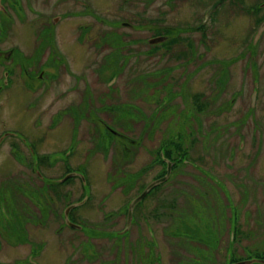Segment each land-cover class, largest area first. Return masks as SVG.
<instances>
[{
  "label": "flooded vegetation",
  "instance_id": "flooded-vegetation-1",
  "mask_svg": "<svg viewBox=\"0 0 264 264\" xmlns=\"http://www.w3.org/2000/svg\"><path fill=\"white\" fill-rule=\"evenodd\" d=\"M36 1L49 4L47 6L51 7L52 13H58L57 8H62L63 11L65 10L66 16L58 13L56 16L54 15L52 18H49L42 11L38 12L30 24L36 26L37 23L41 22L44 25V27L41 26L40 33H37L41 39L36 38V41L29 39L25 44L14 47L13 42L16 41L17 33L21 32L17 30L19 26L17 23L27 25L26 21L21 22L24 17L21 11H25L24 4L29 5L28 10L31 8V0H0V95L5 92L7 94L17 92V88H15L17 84L21 89L29 92L35 90L34 84L40 82H46V86L50 88L51 83H54V81L55 83L58 82L63 76L70 79L68 92H73L78 89L76 81L81 82L83 80L87 85L85 87L86 92L83 94V102L80 106L74 104L76 107L72 108V112L77 113V115H74L77 117L81 114L78 115V109L81 108L83 120L85 121L86 119L85 122L96 133V136L92 139L94 149H90L87 152L85 159L83 157L79 158V151H81L83 146L80 147L81 144L78 141L75 142V146L71 150L65 149L64 173L61 175V178L52 182L46 176V173H42V170L45 171L48 167L49 170L51 169V156H41L35 144L29 143L26 138L22 137L15 130H3L1 132L0 149L6 140L9 139L18 142V144L13 143L10 146L12 155H15L19 159L24 158L27 153L24 149L26 147L28 155H35L36 157L33 161L28 159L27 163H25L29 169L27 176H22L18 172H10L7 176L0 178V182L1 180L3 181L0 183V194L5 185H8V188H12V190H16V197L9 198L6 205L0 199V209L2 208L4 212L5 206L9 208V214L4 215L6 224H1L0 220V251L3 248H7L5 247V243L8 244L9 242L11 245H8L9 248L14 250L20 246H29L33 249L34 254L35 251H38L37 253L40 254L46 242L42 240L38 243L36 238H46V234H48L46 230L54 231L53 233L58 236L57 240L60 245L66 242V235L68 234L69 236L72 235V238L75 237L76 241H78L76 234H104V238L98 237V235L94 236L95 247L93 249L89 248L88 252L86 251L92 258L91 260L94 261L93 264H162L163 257L156 249L158 247L157 241L153 239L154 237L152 239L145 238V234H152L154 236L156 225L160 224L162 226L160 233L164 234L163 241L170 247L169 254L172 264H208L209 262L206 259L209 250L216 255L215 264H217L218 251L221 247L219 238L220 235L222 237V234L217 233L219 230L214 229L213 225L218 224V220L221 221V213L219 212L222 204L221 200H219V194H223L221 185L226 186L229 188V191L233 192V203L239 208L238 218L244 215L249 217L250 203L255 201V193L261 189L264 192V188L261 187L264 186V183L260 181H264V165L262 169L259 166L261 162L259 160L261 156L259 149L256 152L251 149L245 155L247 161L243 163V166H239V155L245 148V140H241L240 151L238 154L234 152V154H237L234 167H228L227 171L224 172L222 161L216 159V156L220 159L219 153L216 154V150L220 146L218 143H215L213 134H210L208 131L199 135V141L202 143L200 156L202 165L193 166L191 161L187 160L183 162V165L192 166V169L195 171L194 173L186 170L187 167H181L182 162L176 160L177 151L173 143L174 140L171 139V136H173L171 131L174 129L172 126H176V120L182 114V109L185 106L180 92L199 94L203 95L204 98L217 96L219 108L224 110H234L236 101H239V98H243L244 94H240V91L233 93V98L230 100L224 97L227 93V85L231 79L229 69L233 64L239 62L238 60L229 59V61L222 60L215 62L213 60L207 61L206 53L196 56L192 37L186 38V36H183L185 34L184 31H181L183 32L181 34H178V32L181 30L179 28H184L183 30L189 29L203 32V35L206 36V30L209 27H217V24L221 25L219 21L222 22V26L225 25L224 16L222 17V15H226L227 25L234 24L233 22L236 21V18L243 17L249 18L248 24H254V28L258 26V29H260L264 25V0H189L193 3V6L188 4L190 6L189 9H182L180 11L181 4H184L183 2L186 0H165L162 2V5H160L161 2L159 0H111V6L115 3V10H119L116 14L123 16L120 21H113L114 19H111V16L107 17L106 15L104 18L99 19L102 20L101 26L103 30L107 31V27H111L112 29L110 30H113V32H106L104 37H117L119 33L116 31L122 28L130 30V33L125 32L126 34H120L122 41H124L120 44V47H114L111 50L112 55L107 56V61L100 71V76H98L100 84L108 77L110 81L112 80L111 82L114 81L115 83L118 78L126 77L123 88L114 89L112 87L114 82L111 85L109 84L111 93H104L105 97L101 93L96 92L98 97L97 95L95 96V93H92L90 89L92 85L88 87L91 82H94L92 78L91 80L90 78H86V76L80 78L76 76L74 71L69 70L72 65L66 62L65 58L68 54H63L64 47L60 45L57 37L58 34L55 33L56 27L68 18L67 15L71 16V12L67 9H70L72 0H54V2L52 0ZM78 2L84 8L87 7L88 15L91 14V17L94 18L92 19L91 26H88V29H94L96 0ZM198 2L199 5L203 4L200 11L205 8L204 15L202 16L200 11L197 12V9L194 8V4L198 5ZM219 2L221 4L209 13ZM111 6H107V8ZM130 13L131 16L127 17ZM170 15L174 16L173 23L170 22ZM257 15H259L258 18H256ZM161 29L165 33L155 36L152 34L146 41L139 36L133 37L135 35L131 33L137 31L141 34L143 30L158 31ZM215 29L217 28L210 30ZM157 38H162V41L156 44L150 43L151 40ZM257 39L258 37H255L253 43H251L250 50L252 52L253 47L258 42ZM147 41L151 45V48L157 49V52L162 50L165 52V46H167L165 44H172V47H174L172 48L173 51L176 50L177 52L172 56V62L164 67L159 61H156V63L152 64L154 68L148 69V72L143 71L142 60L137 59L135 62H131L133 56H142L143 53L136 46L140 43L143 44V42L147 43ZM28 42H30L29 45H27ZM201 42L206 43L203 38ZM204 45L200 44V47ZM130 47L133 48L129 49ZM183 51L187 52L188 55L179 57V54ZM155 54L156 52L150 53L151 56ZM241 55L244 56L245 53ZM73 56L77 57L76 54ZM147 57L149 58L148 54ZM128 59L130 60L127 61ZM249 61V65H252L253 70L248 67L245 75L249 80H256L254 81V91L252 92L250 106L253 111L250 116H252L254 130L250 134L249 142L251 140L254 147L258 144L259 148L261 146L262 149L264 145L259 139L260 125L257 123L255 117V105L259 96L260 79L257 80V72L255 70V68H258L256 58L252 57ZM211 62H214L216 65V70L213 74L215 76L207 88L203 87L200 89L198 81L193 82V80L199 77L200 82L203 81L205 85L207 81L200 78V75L205 72L207 66H214ZM127 77L130 78L128 81ZM49 81L50 83H48ZM150 81L154 82L153 87H150L151 101L145 102L143 92L144 89L149 92L148 83ZM133 82L139 84L138 90H140L141 94L136 96L135 93L133 97L127 96V99H125L126 95L123 92L126 91L128 84H133ZM168 82L173 84L171 89L177 92V97L174 100H170L167 95L169 89L165 86H160V84L164 85ZM12 96L13 94L9 99ZM104 100L106 101L104 102ZM128 100L129 102H127ZM178 100L180 102H177ZM98 102L99 104L102 103L100 107L99 105L96 106ZM135 102L136 104L140 102L146 105L139 107ZM188 104H194L192 98H189ZM29 106L31 108L35 107L34 104H29ZM129 112L133 113L130 117H128ZM55 118L58 119L57 117H53V119ZM200 121L204 125L206 124L204 118H201ZM58 123L59 121H57ZM136 127H141L142 129L138 128L140 130L138 139H133L132 136L127 134L132 133L131 131H134ZM162 127L167 128L162 130ZM77 128L79 127L77 126ZM77 128L76 130L79 131ZM118 129L120 130L119 132ZM245 130L243 129V133ZM161 131L160 139L157 140L158 147L146 149L148 151L146 153L151 156L149 163L143 169L130 172L131 170L127 165L129 161L123 162L121 157L124 159L128 152L136 148V145L137 148L135 150L139 152V147L141 148L144 145L145 140L155 141ZM235 137L240 138L237 135V131H235ZM184 138H186L185 135ZM185 140V147L187 146L190 149L192 140L190 137ZM112 144L114 145L112 146ZM118 146H121L120 151L117 149ZM162 147L165 150H171L169 155L161 151ZM84 148L86 149L87 147L85 146ZM77 158L79 161H77ZM73 159H76L77 163L73 162ZM83 159L84 161L81 162ZM97 159H102L105 162L112 160L113 162V164H107L108 172L106 174L107 182L110 184V193H107V196L103 197H107L106 199L108 200L122 196L124 200H128L125 209L120 213L121 215L111 212V215L108 216L111 218H113L112 215L117 217L124 216V220L126 221L125 227L119 237L115 235V230H111V227L108 225H102L98 227L100 228L98 230L95 225L93 227L85 226L81 223L82 217L77 215V212L81 209L89 207L94 209L92 203L98 202L99 194L96 191L93 190L92 193L87 192V187L92 186L88 171ZM170 163H172V167L168 180L152 188L133 211V226H136V224L140 225L139 217H141V221L146 224L148 230L145 231L141 225L139 229L133 230L132 224V229L127 230L132 202L149 185L168 174V165ZM115 165L120 167L119 171L113 169ZM257 165L259 167H256ZM160 166L161 168H159ZM1 168L2 163H0ZM154 168H158L156 175L148 182L143 181L144 177L151 173ZM175 171V176H186L185 182L181 184L183 188H175L174 182L168 185L173 181V173ZM32 174H35V176ZM75 185L83 191L82 196L77 200L71 196L72 192L71 194L65 192L67 187L73 188ZM132 190H135L134 195H131ZM235 191L242 192L247 196L246 204L243 199L237 198ZM10 194L8 195L10 196ZM197 198H200V206L198 207L195 202L193 203ZM214 198L216 201H214ZM146 203L150 204V206L147 207ZM242 204L244 208L241 206ZM73 205L77 206L71 208ZM67 218L71 223L81 226V229L68 225ZM240 219H236L237 222ZM195 223L197 226H193ZM54 225L55 228L52 229ZM59 227L60 229H58ZM44 232L45 234H42ZM2 234H6L7 239ZM132 238L134 240L131 241ZM105 243L107 247L103 246ZM64 247L66 248V243ZM102 250H105L106 253ZM99 253L109 254L110 259L103 261L104 263L98 262ZM33 256L28 259L30 264H36L33 261ZM16 261L3 264H13ZM211 264L214 263L211 262Z\"/></svg>",
  "mask_w": 264,
  "mask_h": 264
},
{
  "label": "rangeland",
  "instance_id": "rangeland-1",
  "mask_svg": "<svg viewBox=\"0 0 264 264\" xmlns=\"http://www.w3.org/2000/svg\"><path fill=\"white\" fill-rule=\"evenodd\" d=\"M78 1H83V0H72L70 3V9H67L70 11L71 16L66 18L62 24L58 25L55 29V33L58 34V41H60V45L64 47V53L63 54H68L66 56V62L68 64L72 65L69 70H72L75 72L76 76L78 77H83L86 76V78H92L94 81L93 83L90 80H87L91 82V84L88 86L90 87L92 93H95V96L97 93H101L103 97H105L103 94H109L111 93L109 89V84L111 85L113 82L110 81V78H106L103 80V83H99L100 80H98V76H100V71L104 64L107 61V56L111 54V50L114 49V47H119V44H121L122 37L121 33H130V30H126L122 28L119 31H116L119 33L117 37H112V36H107L104 37L106 32H113L111 27H107L108 30H103V27L101 26L102 20H99L100 18H104L106 15L107 17L111 16V19H114L113 21L117 20L120 21L121 17L118 14H116L119 10H115L116 4L113 3L111 6V0H96V16L95 17V28L90 30L88 29V26H91L93 20L92 15H88V8H84L79 4ZM85 1V0H84ZM114 1V0H113ZM161 2L160 5H162V2L165 0H159ZM41 1L37 2L36 0H31V8L28 10V4H24L25 6V11H21L22 18L21 22L26 21L27 25H19L17 27V30L21 31L20 33H17L18 36L16 37V41H14V47L16 46H21L25 44L29 39H33L36 41L37 39H41L40 36L37 35V33L41 31V26L44 27V25L39 22L37 23L36 26L31 25L38 14V12H43L46 14L47 17L52 18L54 15L61 13L63 14L62 16H66V13L62 10V8H57L58 13H52L51 12V7L47 6L49 4H43ZM54 2V0H52ZM65 3V2H61ZM60 3V4H61ZM184 4H181L180 10L184 9H189V5L191 4L193 6V3L191 1H185L183 2ZM61 4V5H63ZM199 5V2H198ZM194 4V8L197 9V12L200 11V8L203 6V4H200L199 6ZM107 6H111L107 8ZM119 7V6H118ZM108 9V11H107ZM205 8L204 10L201 9L200 14L201 16L204 15ZM65 13V14H64ZM177 14V13H176ZM175 14V15H176ZM60 15V14H59ZM131 16V13L127 15V17ZM224 16V24L222 26H219L217 24L216 26H211L208 28L207 35L204 36L203 32L199 31H193L189 29L184 28H179L181 29L178 34H181L184 31V35L186 38L192 37L193 44H194V50L195 54L197 55H202L206 53L207 56V61H222V60H238L236 64H233L232 67L229 69L231 79L230 82L228 83V87L226 89V95L224 96L225 99H231L233 98V93H237L240 91V94H243V98H239V101H236V105L234 106V110L237 109H244L245 111L248 110L251 106V97H252V92L254 91V81L256 80H249L248 77L245 75V71L248 70V67L253 70L252 65H249V59L251 60L252 57L256 58V63L258 68H255L257 72V80L260 79V84H259V96H258V101L255 105L256 109V114L255 117L258 120H261L264 124V31L260 33V29H258V26L254 28V24H248L250 21L249 18H236V21L233 22L234 24H229L227 25L226 23V15ZM259 15L256 16L258 18ZM174 16L170 15V22L173 21ZM72 25V26H71ZM215 30H210L214 29ZM106 29V28H105ZM90 30V31H89ZM189 30V31H188ZM125 33V34H126ZM133 33V37H141L145 41L146 39H149L151 37V33L149 31L144 30L141 34H139L137 31L136 32H131ZM255 37H258V42L256 45L253 47V52L250 50L251 43H253V39ZM18 38V40H17ZM204 39V42H201V39ZM248 39V40H247ZM30 42L27 43L29 45ZM200 44H205L204 46L200 47ZM249 44V45H248ZM12 46V45H11ZM134 46V45H133ZM136 47L141 49L143 51L142 56H133L131 62H135V60H142L143 61V66L144 69L143 71L148 72V69H153L154 65L153 63H156V61H159L162 66L166 67L171 61L172 56L174 53L176 54V50H174L173 54H167L163 50L160 52H156L154 56H151L150 51L151 45L143 42V44H139ZM184 47V46H182ZM133 47H130L129 49H132ZM249 48V49H248ZM181 49V48H178ZM245 53L244 56L241 54ZM77 55L73 56V55ZM147 54L149 58L147 57ZM112 55V54H111ZM259 55V56H258ZM242 56V57H241ZM128 59L127 61H129ZM200 64L199 62H197ZM214 66H207L205 72L201 73L200 78H203L207 83L205 82V85L203 84L204 82H200L199 77L195 78L193 82L198 81L199 83L198 87L200 89L207 88L209 83L211 82L212 78H214L215 75L214 71L215 69V63L211 62ZM130 78L127 77V81ZM199 79V80H198ZM251 79V78H250ZM126 77L118 78L116 83L112 84L114 89H117L119 87L123 88V84L125 83ZM209 80V81H208ZM46 82H40L36 83L35 85V90H32V92L26 91L21 89L18 84L15 88H17V92H12L7 94V92L3 93L0 95V134L3 130H15L17 133H19L22 137L26 138L29 143L35 144L37 151L42 155H49L51 156V169L49 170V167L47 170H42V173H46V176L51 179L52 182L57 181L59 178H61L62 174L64 173V168H65V149L71 150L73 146H75V142L78 141L79 144H81L80 147L81 151H79V158L83 157L84 159L86 158L85 156L87 155V152L90 149H94V144L92 142V139H94V136H96V133L91 130V127L88 126L86 119L85 121L83 120V112L82 109H78V115L75 117L74 115L77 113L72 112V108H75L76 105L80 106L83 102L84 98V92H86V84L85 81L81 80V82H77L78 84V89L73 91V92H68V88L70 86V79H67L63 76L58 82L51 83V87H47ZM50 83V81L48 82ZM41 85V87H40ZM196 87V86H195ZM127 91H124L125 99H127ZM7 94V95H6ZM13 94L11 99L9 97ZM133 92L130 93L132 95ZM98 97V95H97ZM75 103H74V102ZM106 100H104L105 102ZM129 102V100L127 101ZM177 102H180L179 100ZM108 103V102H107ZM29 104H34V108H31ZM76 104V105H74ZM136 104V102H135ZM183 104V103H182ZM181 104V106H182ZM99 107L102 105V103L99 104L96 103V106ZM139 107H144L146 104H141L138 102ZM77 106V108H78ZM83 108V107H82ZM70 109V110H69ZM75 110V109H74ZM86 112V111H84ZM74 116V117H73ZM53 117H57L58 119H53ZM201 118H204L202 115ZM232 119L237 120L238 119V114L233 113ZM71 120V121H70ZM57 121L59 123L57 124ZM77 126L79 128H77ZM174 130H176L177 126H172ZM76 128L79 130L77 131ZM142 129L141 127H136L134 131H131L132 133L127 134L129 136H132L133 139L139 137V132ZM167 127H162V130H165ZM90 131V132H89ZM120 130L118 129V132ZM247 130L245 131L246 137H247ZM161 133L158 135V138L155 139V141H149L145 140L144 145L140 148L139 147V152L135 149H132L130 152L127 153L126 157L123 159L121 156V159L123 162L129 161L127 164L128 167L130 168V172H136L140 169H143L146 164L149 163V156L147 153L149 149H155L158 147V142L157 140L160 139ZM199 136V135H198ZM242 139V140H246ZM192 140V139H191ZM237 141V142H236ZM234 142L235 145L240 146L241 140H236ZM264 145V137L261 139ZM192 148L190 150V156L193 159V161L197 160L201 156V143L199 141H193ZM14 142L13 140L7 139L6 142L1 146L0 149V163H2V168L0 169V178L7 176L10 172H18L22 176H27L29 173V169L25 165L27 163L28 159H35V155H28V149L24 147L25 151L27 152L24 158L19 159L15 155H12V150L10 146ZM130 144V143H128ZM127 144V145H128ZM87 147L86 149L84 148L85 146ZM114 144H112L113 146ZM135 145V144H133ZM23 149V150H24ZM115 149V148H113ZM112 149V150H113ZM118 151L121 150V146H118ZM251 149L254 150V152L258 151L259 145L257 144L255 147L253 146L252 141L249 138L247 142H245V148L244 151L249 153ZM62 150V152H61ZM261 156H260V168L262 169L264 165V146L261 149ZM147 152V153H146ZM247 153V154H248ZM83 154V156H82ZM139 156L137 157V155ZM246 154V155H247ZM247 157V156H246ZM84 159L81 161L83 162ZM79 161V159H73V162ZM247 161L245 156L244 158L242 155H239V166H243V163ZM80 162V163H81ZM104 162V163H103ZM109 163H112V160L105 162L102 159H97L94 164H92V167H90L88 171V176L91 179V187H87V192H93L96 191L99 194L98 197V202L92 203V208H87V209H81L79 212H77V215L81 216V223H83L85 226H91L93 227L94 225L96 226L97 230L100 229L98 227H101L102 225L106 226L108 225L111 227V230H115L114 233L117 235V237L120 236V233L124 230L125 227V220L124 216H114L112 215L113 218L108 217L111 215L110 213L113 212L114 214L121 215L122 211L126 207V202L128 200H124L122 196H119L118 198L114 197L113 199H106L107 193H110L109 190V182H107V172H108V165ZM108 164V165H107ZM197 164L201 165V163L197 162ZM229 164H233L232 161L229 162ZM236 164H237V159H236ZM256 167H259V166ZM247 166V165H246ZM181 167H187L186 170L191 171L194 173L195 171L192 169V166H188L187 164ZM120 167L115 165L113 168L115 171H117ZM161 168V166L159 167ZM113 170V171H114ZM264 170V169H263ZM119 171V170H118ZM156 172H158L157 169H153L151 173L146 175L143 179V181L148 182L153 176L156 175ZM176 171L173 173V181L168 184L171 185L173 182L175 183V188L180 189L183 188L181 185L183 182H185V177L186 176H181V175H176ZM35 176V174H32ZM3 181L1 180L0 183ZM196 183V181H194ZM2 185V184H1ZM167 185V187H168ZM166 187V188H167ZM221 188L225 189L223 185H221ZM109 191V192H108ZM165 191V190H164ZM163 191V192H164ZM263 191V189H262ZM65 192H69L71 196H73V199H78L82 196L83 191L75 185L73 188L67 187ZM162 192V193H163ZM135 194V190L131 191V195ZM235 194L237 198L240 200L243 199L244 195L242 192L235 191ZM219 196L222 198L221 203L223 206L220 208V213L224 216L225 213V220L224 223H221L220 220H218V224H214L213 227L214 229H218L217 233L221 234H226L224 237L219 238V243L223 246L220 250L223 251L224 254V247L228 246V241H229V236H228V231L232 230L236 231V228L239 229V241H244L242 244L244 245V249L250 247L252 251H255L253 253L252 259H258V260H264V255L260 256L257 254V251L259 249L264 250V232L261 230L259 234H256L258 236H255L254 240H250L248 234L253 237V234L250 232L249 223L252 220V213L249 217L246 215L241 216V219L239 222L236 224V219L239 215V208L231 201V199H226L224 198L223 194H219ZM231 196L233 197V192H231ZM70 197V196H69ZM131 198V197H130ZM224 198V199H223ZM128 199V198H127ZM200 198H197L195 202L196 206H200ZM107 200V201H106ZM214 201L215 198H214ZM248 205V204H247ZM144 206V204H143ZM146 206H150V204L146 203ZM155 206V205H153ZM243 207V204L241 205ZM254 206L255 204L250 203V211L254 212ZM244 208V207H243ZM262 208L264 209V202H262ZM224 210V212H223ZM256 210V207H255ZM78 216V217H79ZM111 218V219H110ZM139 222L140 225L143 227L145 231L148 230L147 226L145 223L141 221V217H139ZM140 225L138 226H133V230L139 229ZM197 224H193V226ZM203 225V224H201ZM130 227V229H132ZM55 228V225L53 226L52 229ZM60 229V227L58 228ZM129 229V230H130ZM57 230V229H56ZM224 230V231H223ZM162 231V226L160 224L156 225L155 228V234L154 236L152 234H145V238H150L154 237L153 239L157 241L158 247L156 248L158 252L161 253L163 257V262L162 264H172L171 256H170V247L167 243L163 241V235L160 232ZM54 231L52 230H46L47 237L46 238H36L37 242L40 243L42 240H44L46 243L44 244V248L38 254V251H35V254L33 253V249L29 246H20L14 249L9 248L8 244L5 243V247L0 251V262L1 263H12L16 260H21V259H29L31 256H33V261L36 264H68L67 260L73 256V247L71 248L69 245V241L72 238V235L69 236L66 235V248L64 247L65 243L63 245H60L58 243V236L53 233ZM53 233V234H52ZM42 234H45L42 233ZM59 235V234H58ZM235 235V233H232V237ZM249 239V240H247ZM134 240V238L131 239V241ZM74 241L76 244V239L73 237L71 239V242ZM252 244L249 246V244ZM240 243V245L242 246ZM240 245H236L237 247H240ZM11 246V245H10ZM103 246L107 247V244L105 243ZM16 247V246H14ZM40 247V246H39ZM256 249V250H255ZM64 250V251H63ZM114 252V251H113ZM72 253V254H71ZM91 254H93L91 252ZM239 254H243V250L239 252ZM160 256V255H159ZM256 257H262V258H256ZM110 259L109 254H104L101 253L100 258L98 257V262L104 263L103 261H107ZM251 260V259H250ZM102 261V262H101ZM222 261H224V256H219V264H222ZM245 261V260H244ZM94 263V261H93ZM108 263V262H106ZM30 264V263H29ZM99 264V263H98Z\"/></svg>",
  "mask_w": 264,
  "mask_h": 264
},
{
  "label": "trees",
  "instance_id": "trees-1",
  "mask_svg": "<svg viewBox=\"0 0 264 264\" xmlns=\"http://www.w3.org/2000/svg\"><path fill=\"white\" fill-rule=\"evenodd\" d=\"M144 31V30H143ZM142 31V32H143ZM149 31L151 34L158 35L161 33H165L162 29L158 30V31H151V30H146ZM141 32V33H142ZM168 33V32H167ZM205 34V33H204ZM152 36V35H151ZM167 46L166 47V53L167 54H173L174 51L172 48V44L167 43L165 44ZM121 45L119 44V47ZM157 52V49L150 48L149 53H154ZM188 53L183 51L179 54V57H184L187 56ZM171 70V69H169ZM224 80V79H223ZM138 85L135 82H133V84H128V91H127V95L128 97H133L136 93V96L138 94H141L140 90H138ZM154 82L150 81L148 83L149 86V92L144 89V100L146 101H151V92H150V87H153ZM144 86H146V84H144ZM160 86H165L166 88H168V97L170 98V100H174L177 97V92L174 89H171V87H173V84L171 82H168L164 85ZM127 90V89H126ZM133 92L132 95H130V93ZM181 97L183 98V103L185 104L184 108L182 109V114L178 117V120H176V130L173 129V131H171V134H173V136H171V139L174 140V146H176V160L182 162L181 166L183 165V162L187 161H191V164H193V166H198L199 164H197V162L201 163V158H197V160L193 161V159L191 158L190 155V149H188V147H185V142H186V138L192 139L193 141H199V136L198 135H202L203 132L205 133L206 131H208L210 134H213L214 138L213 140L215 141V143H218L220 148L218 150H216V154L219 153V157L220 159L217 158V160H221L222 161V165H223V171L226 172L228 167H234V162H235V158L238 154V152L240 151V146H237V144L235 145V143L237 142L236 140H239L240 138L245 139L246 134L245 131L247 130V137L245 142H247L248 138L250 137V134L253 132L254 128H253V121H252V116H250V114L253 112L251 108H249L248 110L244 111L243 109H237V110H224L219 108V101L217 99V96H211L210 98H204L203 95H199V94H190L188 93H183L180 92ZM214 95V93H212ZM189 98H192L194 101V104H188L189 103ZM188 105V107H187ZM192 107V108H190ZM190 108V109H189ZM249 111V113H248ZM233 113H237L238 114V119H232ZM133 113L129 112L128 117L132 116ZM204 115V119L206 120V124L204 125L203 122L200 121V117ZM257 120V123H259L260 125V130H259V139L261 140L264 137V124L261 120ZM243 129H246L243 133ZM235 131H237V135L240 138H236L235 137ZM184 135L186 138H184ZM181 139H179V138ZM240 139V140H242ZM253 139V136H252ZM236 141V142H234ZM200 142V141H199ZM261 142V141H260ZM262 143V142H261ZM202 144V143H201ZM193 145V142H192ZM161 151L165 152L166 155H169V152L171 150H165L163 149V147L161 148ZM260 154H261V146L259 148ZM234 152H236L234 154ZM248 152V151H247ZM247 152L242 151L241 155L244 158V156L247 154ZM189 156V157H188ZM232 161L233 164H229V162ZM199 165V166H201ZM241 167V166H240ZM227 175V174H226ZM226 178V177H225ZM264 183L263 180H260ZM262 188H264V186H261ZM225 189L222 188L223 191V195L224 198L226 199H231V201L233 202L232 196H231V191H229V188H227L226 186H224ZM230 193H229V192ZM11 193V194H10ZM10 194V196L8 195ZM8 195V196H7ZM243 201H247V196L245 194H243ZM16 197V190H12V188H8V185H5L2 190H1V194H0V199L3 201V203L6 205L7 200L10 198H14ZM223 198V199H224ZM219 200H222L221 197H219ZM262 202H264V192L261 190L257 191L255 193V201L253 202V204H255L254 206V212L250 211V215L252 213V220L249 223V227L250 228V232L253 234V237H251L250 234H248V236L250 237L249 239L252 241L255 239V236H258L256 234H259V232L262 230L264 232V209L262 208ZM247 202H245L246 204ZM221 204V203H220ZM221 206H223V204H221ZM256 207V210H255ZM8 207L5 206L4 207V212L2 210V208L0 209V220H1V224H6L5 221V216L8 213ZM224 212V210H223ZM239 216V215H238ZM241 218V217H239ZM237 217V219H239ZM225 220V213L224 216L221 214V223H224ZM239 222V221H238ZM236 224H237V220H236ZM200 229V228H199ZM224 231V230H223ZM239 229L236 228V231L232 230V232L229 230L228 236H229V241H228V246L224 247V254L222 250L218 251V262L217 264H219V256L221 254V256H224V261H222V264H232L235 262H240V261H244V260H249L252 259V254L255 253V251H252V249L250 247L245 248L244 249V245L242 244L244 241L238 242L239 241ZM232 233H235V235L232 237ZM78 236V241H76V244L74 241L71 242V240L69 241V245L70 247L73 249V256L70 257L67 260L68 264H93V260H91L92 258L90 257L89 254L86 253V251L88 252L89 248L93 249L95 247V240H94V236L98 235V237L100 236L101 238H104V234H76ZM224 235L226 234H222V237H224ZM2 236L6 237V234H2ZM7 239V237L5 238ZM247 239V240H249ZM241 240V239H240ZM240 243L242 244V246L240 245ZM236 245H240V247H237ZM252 244L250 243L249 246H251ZM223 244L221 245L220 249L222 248ZM243 250V254H239L240 251ZM256 250V249H255ZM104 253H106L105 250H102ZM209 250L208 251V255H207V261L209 262L208 264H211V262H213L215 264V260H216V255L213 254V252ZM90 253V252H89ZM72 254V253H71ZM257 254L262 256L264 255V250L263 249H259L257 251ZM99 257L101 256V254H98ZM264 257V256H263ZM256 258H262V257H256ZM0 264H3L0 262ZM13 264H29L28 260H18Z\"/></svg>",
  "mask_w": 264,
  "mask_h": 264
},
{
  "label": "water",
  "instance_id": "water-1",
  "mask_svg": "<svg viewBox=\"0 0 264 264\" xmlns=\"http://www.w3.org/2000/svg\"><path fill=\"white\" fill-rule=\"evenodd\" d=\"M221 2H222V1H221ZM221 2H219L214 8H212V9L209 11V13H211L215 8H217V7L221 4ZM263 31H264V25L260 28V33H262ZM161 41H162V38H157V39H153V40H151L150 43H151V44H156V43H159V42H161ZM171 167H172V163H170V164L168 165V174H167L164 178H162V179H160V180H157V181L153 182L151 185H149V186L145 189V191H144V192H143L138 198H136V199L132 202V204H131V206H130V211H129V218H128L127 230L130 229L131 224H132V219H133L132 215H133L134 208L137 206L138 203H140V202L142 201V199L145 197V195H146V194H147L152 188H154L155 186H158L159 184L164 183L165 181L168 180V178H169V176H170V174H171ZM79 205H80V204H79ZM76 206H77V205H73V206H71V208H74V207H76ZM71 208H70V209H71ZM67 224L70 225L71 227H75V228H79V229H81V226H78V225H75V224L71 223V222L68 220V218H67ZM232 264H264V260L251 259V260L241 261V262L232 263Z\"/></svg>",
  "mask_w": 264,
  "mask_h": 264
}]
</instances>
